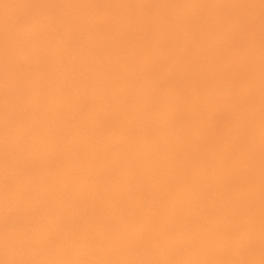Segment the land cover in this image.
I'll return each mask as SVG.
<instances>
[{
    "label": "bare ground",
    "instance_id": "bare-ground-1",
    "mask_svg": "<svg viewBox=\"0 0 264 264\" xmlns=\"http://www.w3.org/2000/svg\"><path fill=\"white\" fill-rule=\"evenodd\" d=\"M229 5L245 30L229 35ZM261 0H0V61L7 41L48 24L63 32L47 67L54 86L53 134L46 138L47 187L41 218L79 228L84 247L70 264L160 259L209 264L228 258L221 240L243 229L261 243ZM44 6L57 14L44 15ZM88 6L89 15H75ZM38 47H45L36 41ZM47 49L45 48V52ZM236 72L246 118L209 111V68ZM221 104L231 103L220 96ZM159 165L129 199L115 170ZM113 225L121 229L113 232ZM216 239L201 246L204 238ZM111 239L115 246H104ZM160 249H163L161 252Z\"/></svg>",
    "mask_w": 264,
    "mask_h": 264
},
{
    "label": "clouds",
    "instance_id": "clouds-1",
    "mask_svg": "<svg viewBox=\"0 0 264 264\" xmlns=\"http://www.w3.org/2000/svg\"><path fill=\"white\" fill-rule=\"evenodd\" d=\"M227 8L230 9L226 14L229 35L238 36L246 27L240 11L242 6ZM56 14L50 6H44L45 16L51 19ZM74 14L89 15V8L78 6ZM63 35L54 24L45 25L28 39L7 41L0 61V264H70L58 258L61 250L69 246L84 247L87 243L76 235L78 227L68 229L41 220L46 211L43 207L48 167L45 140L54 131V114L48 113L55 102L54 86L59 75L49 70L47 58L57 55V44ZM36 41H42L45 47H38ZM246 87L247 82L238 73L210 67L203 88L208 110L223 108L236 121L245 119L246 101L240 89ZM220 96L231 97V103L221 104ZM157 179L165 184L169 180L168 172L158 164L139 167L131 162L116 169L112 177L114 183L122 182L123 192L129 199L141 190L150 189ZM120 229L121 225H113L112 231ZM216 238L215 234L204 238L201 246ZM102 243L120 250L109 238ZM221 246L228 258L212 262H261V243L253 245L243 229L231 230L221 240ZM140 262L179 264L160 259Z\"/></svg>",
    "mask_w": 264,
    "mask_h": 264
},
{
    "label": "snow or ice",
    "instance_id": "snow-or-ice-1",
    "mask_svg": "<svg viewBox=\"0 0 264 264\" xmlns=\"http://www.w3.org/2000/svg\"><path fill=\"white\" fill-rule=\"evenodd\" d=\"M261 92H262V108H261V249H262V259L260 264H264V0H261ZM62 264H67V262H62ZM87 264H142V262H87ZM147 264V262H143ZM209 264H217V262H209ZM223 264V262H220Z\"/></svg>",
    "mask_w": 264,
    "mask_h": 264
}]
</instances>
